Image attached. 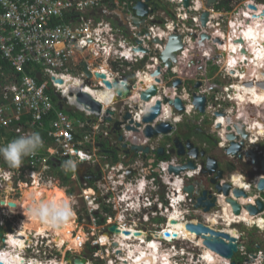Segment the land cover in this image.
Returning <instances> with one entry per match:
<instances>
[{
	"label": "built area",
	"instance_id": "2783aa9c",
	"mask_svg": "<svg viewBox=\"0 0 264 264\" xmlns=\"http://www.w3.org/2000/svg\"><path fill=\"white\" fill-rule=\"evenodd\" d=\"M153 1L157 11L149 18L148 27L135 22V17L143 15L134 13V0H0V128H4L6 134L2 143L6 146L32 133H38L42 139V146L22 158L19 167L13 168L6 161L4 166L0 157V193H5V204L8 202L5 207L0 205V228L6 232L5 251L10 248L11 237L19 239L25 245L19 255L23 260L26 257L28 264L37 263L38 259H44L46 264H58L57 260L73 264L74 254L69 257L68 253L72 254L75 249L81 251L79 255L86 259L85 264H147L144 255L149 256L153 264H201L206 248L199 236L187 230V225L200 222L209 225L210 217H218V224L210 227L225 231V224L236 231L235 238L243 245L237 250L239 261L236 264H264V249L258 245L244 249L245 235L238 229L240 217L234 216L231 210L230 216L237 223L229 225L224 219L226 215L219 214L222 208L214 206L208 212H204L203 207L195 208L196 199L201 195L197 191L198 184H193L191 193L184 191L190 184L188 178H210L201 173L206 167L191 155L182 159L175 154L157 162V152L164 150L159 143L165 135L146 138L143 131L147 124L135 126L156 102L161 103L160 115L149 125L177 123L179 117L170 121L167 101L173 97L187 103L191 109L192 92L188 93L191 89L206 97V108L215 126L219 122L223 125L228 119L242 120L244 115L248 134L247 140L241 138L244 144L238 154L243 155L242 162L249 170L238 176L248 182L247 193L253 192L245 202L257 207L256 203L261 201L264 205V189H257L264 175L245 154L250 151L264 160V133L259 129L254 132L246 124L258 111L244 109L242 103H237L240 91L235 82H243V79H233L238 72L232 74L230 65L223 70V61L226 62L228 56L222 53L226 52L223 39L234 40V37L229 38V32L239 36L248 21L264 19V0H215L207 10L210 15L205 28L200 23V15L206 10V0H189L187 8L183 6L184 0ZM250 5L255 9L249 8ZM191 13L195 15L188 20ZM170 34L180 36L183 48L177 53L178 63L172 62L167 68L160 54ZM202 35L209 36L204 40L205 46H200ZM157 37L161 43L154 41ZM128 57L136 58L125 63ZM138 60L151 64L143 65ZM137 67L140 68L134 71ZM84 68L91 73L90 77ZM96 73L104 74L105 79L97 78ZM59 79L62 83L57 82ZM104 80L111 84L124 82L131 87V95L121 99L113 88L105 86ZM176 80L180 86L188 82L182 95L178 94L179 87L174 86ZM70 81H78L82 88ZM198 84L199 87H195ZM152 85L157 87V94L150 102L141 101L139 92ZM103 90L111 91L106 104L91 95ZM81 93L90 94L100 103L101 112L79 102L77 96ZM127 113L130 119L124 120ZM130 121L134 131L125 130ZM252 121L259 126L256 119ZM115 126L121 128L118 134L113 133ZM232 131L235 132L233 127ZM119 135L123 136V142L117 141ZM96 143H107V146L96 147ZM124 144L126 149L132 144L147 146L148 154L140 151L128 159ZM229 145L222 147L224 153ZM170 148L171 145H167L163 154L171 156ZM228 156L233 160L237 158ZM189 161L195 169L177 175L169 173L170 167H181ZM80 165L86 167L87 175H100V179L81 180L77 172ZM59 171L68 175L63 184ZM251 174L259 175L245 180ZM221 183L224 185L223 181ZM51 186L64 191L69 201L74 216L71 236L76 240L72 248L67 244L57 246L52 231L40 234L39 228H30L24 236L17 231L18 222L23 223L24 216L12 212L15 207L9 203L19 201L25 191L34 187ZM210 190L219 204L223 195ZM40 198L38 202L42 201ZM243 202L239 201L242 206ZM174 214L178 221H173L184 229L171 232L168 220ZM55 215L49 216L51 222ZM262 216L264 210L254 217ZM15 221H18V229L12 232ZM246 224L248 228L252 226L249 222ZM111 226L118 232H111ZM84 249H87L85 254ZM128 250L134 251L132 257L127 255ZM223 260L222 264H231Z\"/></svg>",
	"mask_w": 264,
	"mask_h": 264
},
{
	"label": "water",
	"instance_id": "95a60500",
	"mask_svg": "<svg viewBox=\"0 0 264 264\" xmlns=\"http://www.w3.org/2000/svg\"><path fill=\"white\" fill-rule=\"evenodd\" d=\"M206 7L207 9L212 8L213 3H215V0H206ZM184 7H188L189 5V1L188 0H184L183 3ZM142 4H138L136 6V13L138 15H142ZM249 8L251 9H255L254 6L250 5ZM263 16H264V12H263ZM208 17H209V13L208 12H203L201 14V25L203 28L206 27V23L208 22ZM137 22V20L135 21ZM209 38V36L207 35H202L201 37V44H204V39ZM241 42V40H240ZM182 45H181V41L180 38L178 36H172L169 38L168 43L166 45V47H164V52L160 55V59L162 60V62L165 64V66L167 68H169L170 64L173 63H178V57H177V52H179V50H181ZM84 72L85 74L90 77L91 73L87 71L86 68H84ZM97 78L99 79H105V75L104 74H95ZM38 78L39 75H38ZM58 83H62V80H57ZM104 84L107 88L111 89L113 88L114 91L116 92V94L118 95V97H120L121 99L127 98L131 95V87L127 86L124 82L123 83H118V81H114L113 84H111L110 82L104 80ZM180 85L179 81H175L174 82V86L178 87ZM195 87H199V84L196 85ZM157 94V87L155 85H152L150 89H147L144 92H139V99L143 102H150L151 98L153 96H155ZM77 100L81 103L87 104L88 106H90L91 110H95L97 112H101L102 109V105L98 102H96L94 99H92V97L90 96V94L88 93H81L77 96ZM168 103L170 105H172L177 111H182L183 110V106L180 102L179 99H175L173 97L168 99ZM193 105L195 106V108L201 113L204 114L205 113V97L203 96H198L196 93H193ZM160 110H161V103L160 102H156L155 106L152 107L150 109V111L141 117V122L143 124H147V126L145 127L144 131H143V135L146 138H153L154 136H159L160 134L162 135H166L168 133H171V131H173V128L167 124V123H161L158 124L154 127H152L151 124L156 118H158V116L160 115ZM130 119V115L127 113L124 116V120ZM131 121L128 123V125L125 126V130L127 131H134L135 128L130 126ZM228 123H232L234 125V127L236 128L237 134L241 135L242 138H246L247 135L244 132L243 129V124L241 123H234L233 121H228ZM139 123H136L135 126L139 127ZM115 130L116 131H120L121 128L118 129L117 126H115ZM228 141L230 142V147L228 149H226V154L228 155H233V156H237L238 159H242V154L240 153L238 155V153L241 150L243 141H240L239 137H237L234 134H229L227 136ZM120 140H122V136H120ZM236 141H240L239 143H236ZM173 145H174V151L176 149V154L179 156L184 155L185 153V149L188 150V155H194V157L198 156V148L195 147L194 143H192L190 140H187L185 143H183L179 138H175L173 140ZM101 146V145H100ZM126 145L124 144L122 147L123 149H125V153H128V157L131 158L136 152H142L144 155L148 154L149 151V147L145 146H141V145H136V144H132L130 149H126L125 147ZM163 154V149H160L157 152V155L161 156ZM247 157H249L251 159V162L253 165H258L260 167V170L262 173H264V160H259L257 158V156H255L252 152H246L245 153ZM201 156H205V152L201 151ZM206 168H203L201 173L204 174L205 176H212V178L210 179V183L212 185H214V189L218 192V193H222L226 198L225 202L228 203L233 211V214L238 215L241 212V206L237 203V201H234L231 199L230 197V190H233V187H231L229 184H224L222 186L219 185L218 183V179H222L223 177V172L221 170L218 169V165H217V161L214 158L211 157H206ZM188 169H195V165L193 164V162H187L185 165L181 166V167H177V168H173L170 167L169 168V173H174L175 175H177L178 173H180L181 171L184 170H188ZM80 177L82 178H86V179H91L93 178L94 181H97L100 179V175L94 177L92 175H82L81 173ZM215 174V177H213ZM203 188V187H202ZM194 189L193 185H189L185 187V191L191 193ZM257 189L259 191H262L264 189V179H261ZM235 195H236V199H240L241 197L246 199L247 198V194L244 191L236 190L234 191ZM216 198L211 197V193L209 191H207L206 188L202 189L201 195L196 199V203L194 205L195 208L197 207H203L204 208V212H208L212 207L214 208L215 204H216ZM5 204L4 201H0V205L3 206ZM257 208L255 206L252 205H248L245 206V209L248 211V213L250 215H256L259 212L262 211L263 209V205L261 204L260 201H258L256 203ZM9 206L11 207H15V203H9ZM187 230H190L191 232H194L197 236L201 237L203 239V246L206 247L207 249L213 251L214 253L220 255L221 257L227 259V260H232L235 253H237V249L238 247L241 246L240 243H238L237 239L233 236H231L228 233L222 232V231H217L214 229H211L209 226H206L204 224L198 223V224H188L187 225ZM110 231L111 232H118V230L116 229L115 226H111L110 227ZM2 236V234L0 233V237ZM167 236V235H166ZM74 264H84L86 261L85 259H82L81 257L76 256L74 259ZM0 264H2L0 262ZM231 264H235V262H231Z\"/></svg>",
	"mask_w": 264,
	"mask_h": 264
},
{
	"label": "bare ground",
	"instance_id": "6f19581e",
	"mask_svg": "<svg viewBox=\"0 0 264 264\" xmlns=\"http://www.w3.org/2000/svg\"><path fill=\"white\" fill-rule=\"evenodd\" d=\"M257 19H259V17H257ZM263 20L264 19L262 18L261 20L250 22V23L248 21L247 26H244L243 29L240 30L239 36H237V33H232V31L229 32V38L234 37V40L232 42H228L226 37L222 41V43H225V46L223 47V49H225L226 51L222 53L224 56H228V60H226V62L223 61V66H224L223 70L228 65H231L233 68L232 71L238 72L237 76H241L243 81H245V82H239V83L235 82V86L240 91L237 97L238 103L239 102L246 103V101H248V104L253 103L256 106L264 105V90L255 89L256 85L253 87H249L247 85L248 84L247 82H253V81L257 83H264V24H262ZM225 29L228 30L229 27L228 28L226 27ZM135 58L136 57H132V58L128 57L127 59H124V62L125 63L132 62L135 60ZM138 61L143 65L151 64V63H148L142 60H138ZM239 67H241V70H242L240 71V73H239ZM248 74H252L253 80H249L246 82V78L248 77V76L246 77V75ZM258 74L262 76L263 80H261V78H258L257 76ZM148 79L149 81L153 83V80L151 78L148 77ZM241 83L244 84V86L246 85L247 86L244 87L241 85ZM70 84H73L76 87L82 88L81 84L78 81H75L74 83L70 81ZM244 93L247 98H242ZM91 95L99 102L101 103L104 102L106 104L107 98L111 97V91L103 90V91H99L96 93L91 92ZM167 108L168 107H166V110ZM250 123H253L252 119H250ZM192 178L193 177H190L188 179H192ZM177 185L179 186V184ZM236 190H239V189H234L233 187V190L231 191V194L234 195L235 197L236 195L234 191ZM241 191H244V190H241ZM60 193H62L63 197L65 198L64 191L54 186H51L50 188L34 187L31 190H27L23 193L22 199L19 202L23 203L25 200H28V199H29L28 201L30 202L26 203V205L19 204L16 202L17 206L15 204V209H11L12 212L16 211L18 214H21V215L23 214L25 216V222L23 223L22 226H20V228H22L21 231L24 232V233H21V235H25V231L30 230V228L34 227L35 229L39 228L40 234H43L46 231H52L51 233L55 235V242L57 246H62L64 244L69 245V241H72L73 243H75L76 240H74L71 236L72 231L68 233L70 231V228L74 229V226L72 224L74 216L70 212V206H69L68 199L66 198L63 199L60 196ZM39 196H41L40 198V200H42L41 202H38ZM231 199L235 201V198L231 197ZM219 204L222 206V209H223L220 211L219 214L221 213L227 214V216H225L224 219H226L228 223L231 225L232 217L230 216V213H231L230 205L225 203V201H220ZM248 204L250 203L248 202L245 205H248ZM23 205L25 206L23 207ZM21 206L24 208L26 212L23 210V208H21ZM38 211L43 212L44 215L43 216L37 215ZM69 212L70 214H67ZM52 213H56V215L54 216L53 222H51L52 219H49V216H51ZM45 214H48V215L46 216ZM238 217L242 219V220H239L240 223L254 220V219H250L249 214L247 212L241 214ZM174 219L178 221L176 214H174L168 220V225H169L168 227L170 231L173 232V231H179L180 229H184L183 225H181L179 222L175 224V222L173 221ZM217 220H218V217L216 218L210 217L208 223H211L209 225L213 226V225L218 224ZM257 224L259 228L264 227L263 222L261 221H258ZM226 228H227L225 230L226 233L230 234L231 236L236 237L237 235L236 231L232 230L231 227H226ZM66 233L69 234L71 238L70 240H69V237L66 236ZM186 236H190V233H186ZM191 240H193V237L191 238ZM10 243L12 244L11 248H13V250L11 251V249H9L8 251L0 253V262L2 264H24L22 262L23 258L19 256L20 254L19 247L21 246V243H18L17 239L14 240L12 238L10 240ZM133 253L134 251H129V250L127 251V255L129 257H132ZM143 257H144L143 260L145 261V263L153 264L149 256L144 255ZM213 258L215 257L208 250L204 251V259H206V262H205L206 264H209V261L211 259H212V262L215 264V260H213ZM225 261L227 262V260ZM222 262H224L223 259L217 263L221 264ZM140 263L141 262L137 264H140ZM30 264H34V263H30Z\"/></svg>",
	"mask_w": 264,
	"mask_h": 264
},
{
	"label": "clouds",
	"instance_id": "9594fccd",
	"mask_svg": "<svg viewBox=\"0 0 264 264\" xmlns=\"http://www.w3.org/2000/svg\"><path fill=\"white\" fill-rule=\"evenodd\" d=\"M189 1V0H188ZM262 2H263V0H261ZM183 3H184V1H183ZM184 6V5H183ZM187 8V7H186ZM211 9V8H210ZM188 12V11H187ZM200 18H201V16H200ZM208 20H209V18H208ZM161 22H163V20H160ZM200 23H201V21H200ZM207 24V23H206ZM172 36H178V35H174V34H170L169 36H168V38H167V42H166V44H165V40H164V44H165V47H166V45H167V43H168V40H169V38L170 37H172ZM155 42H159V43H161V41H160V39L157 37L155 40H154ZM163 41V40H162ZM182 42V41H181ZM200 46H205L204 44H201L200 43ZM164 50V49H163ZM165 51V50H164ZM163 51V52H164ZM180 51V50H179ZM162 52V53H163ZM178 53V52H177ZM161 55V54H160ZM177 55V54H176ZM230 67V70H231V73L232 74H234V72L235 71H232V66L230 65L229 66ZM248 75H250V76H248L250 79L249 80H253L252 79V74H248ZM233 78V77H232ZM233 79H236L237 81L238 80H241L242 79V77H240V76H237L236 75V77L235 78H233ZM248 80V81H249ZM242 82V81H241ZM243 82H245V81H243ZM246 82H247V80H246ZM248 83V84H247ZM246 84L249 86V87H253V86H255L256 85V88L255 89H261V90H264V83H257V82H255V81H253V82H247ZM246 85V86H247ZM245 86V87H246ZM192 92V106H193V108H189L190 106L187 104V103H185V102H181V104H182V106H183V110L182 111H177L172 105H170V109H169V111L167 112L168 113V115L171 117V120H172V118H174V117H179L180 118V120H181V117H180V115H179V113H183L184 114V116H183V119L185 118V117H194V116H196V115H198V116H202V117H204L205 118V120L206 121H211V125H210V127L209 128H207V129H209V132L211 133V135L212 136H214V138H215V140H216V146H217V148L219 149V150H221L223 153H224V151L222 150L223 148V146L226 144V143H230L229 141H228V139H227V136L229 135V134H234V135H236L237 137H239V139H240V141H243V140H241V135H239V134H237V131H236V128L234 127V125L231 123H228V121H233L234 123H241V124H243V129H244V132H245V134L247 135L248 133H247V131L245 130V123L243 122V121H246V119H245V117H244V115H243V113H242V115H243V118L244 119H242V120H239V121H234L233 119H228V120H226V123H224L223 125L222 124H220V122L215 126L214 125V123H213V118L211 117L210 118V114H209V112L207 111V108H206V106H207V99H206V97L205 96H203V97H205V113L204 114H201L196 108H195V106L193 105V93H196L197 94V92H195L194 90H189L188 91V93H191ZM198 96H201V95H199V94H197ZM93 99V98H92ZM240 103H242L241 105L243 106V108L244 109H247V108H250V109H252V110H255V111H257L256 109L260 106V105H258V106H256L255 104H253V103H251V104H248V103H243V102H240ZM189 106V107H188ZM188 107V108H187ZM176 112V114H177V116H175V114H174V111ZM188 111V112H187ZM131 116V115H130ZM136 119H137V117H136ZM252 119H256V121L257 122H259V126H257V125H255V124H253V123H246L247 125H249V126H251L252 128H253V131L255 132L256 130H258L259 129V131L261 132V133H264L263 131H264V116H260L259 115V112H258V114L256 115V114H254V117H252ZM247 122V121H246ZM250 122V121H249ZM136 123H139V124H142V122L141 121H138L137 120V122ZM203 123V122H202ZM206 123V122H205ZM222 123V122H221ZM176 124H179V121L176 123ZM119 125V124H118ZM118 127V126H117ZM232 127L234 128V130H235V132H233L232 131ZM258 127V128H257ZM118 129H119V127H118ZM116 133V130H115V127H114V131H113V133ZM119 133V131H117V134ZM218 133H220V134H222V137L220 136V135H218ZM120 136H122V135H119V136H117V141H120V142H123L124 141V139H123V136H122V140H120ZM145 137V136H144ZM154 138H156V136H154ZM153 138V139H154ZM242 139H244V138H242ZM244 140H247V137L244 139ZM239 141V142H240ZM100 144H102V143H100ZM100 144H97L96 143V147L98 146V145H100ZM104 144V146H107V143H103ZM103 144H102V147H103ZM219 144H223V146H221V145H219ZM243 144H244V142H243ZM242 144V145H243ZM40 146H42V139H41V137H40V135L38 134V133H32V134H30V135H22V136H20V137H18L17 139H14L13 141H11V142H9L6 146H4V147H0V156H2L4 159H5V161L6 162H8L9 163V165L11 166V167H13V168H16V167H19L20 166V164H21V162H22V158L23 157H25V156H28V155H31V154H34V152H35V150L38 148V147H40ZM230 146V145H229ZM228 149V148H227ZM242 149V148H241ZM105 150V153H107L108 151V149H104ZM241 151V150H240ZM239 155V154H238ZM255 155V154H254ZM256 156V155H255ZM258 158V157H257ZM128 159H130L129 157H128ZM242 159H243V155H242ZM242 159H238V157L236 158V160H242ZM259 159V158H258ZM251 164H252V162H251ZM155 165H156V163H155ZM74 166V165H73ZM254 166H259V164L258 165H254ZM248 167V166H247ZM85 166L84 165H80L79 166V168H77V172H78V174L79 173H81L82 175H84V176H86L88 173H85L84 172V170H85ZM260 168V167H259ZM188 170H190V169H188ZM249 170V169H248ZM247 173V172H246ZM260 173H261V175H264V173H262L261 172V170H260ZM248 175V174H247ZM257 175H259V174H257ZM257 175H253V174H251L250 175V177L249 176H247V179L248 180H250L249 178H253L254 176H257ZM79 176H80V174H79ZM196 177L197 176H195V179H191V180H189L190 181V184L189 185H193V184H195L196 186H197V184H198V186H197V191H199L200 192V194H201V192H202V189L203 188H206L207 189V191H211L210 189H212L215 193H217V194H222V193H218L215 189H214V185H212V187L211 186H209L208 185V187H204V186H202L200 183L202 182V181H204L205 179H201V181L198 183V182H195L196 181ZM81 178V177H80ZM86 179V178H85ZM84 178H82L81 180H85ZM218 183H219V185L220 186H222L221 184V181H218ZM245 183V185L248 183V182H244ZM62 184H63V182H62ZM60 185V184H59ZM61 186V185H60ZM194 186V185H193ZM62 187V186H61ZM186 187V186H185ZM185 187L183 188L184 189V191H185ZM203 187V188H202ZM232 187V186H231ZM231 191L232 190H230V194H231ZM245 192V191H244ZM211 193V192H210ZM246 193V192H245ZM247 194V198L246 199H244V200H247L248 199V197L249 196H252L253 195V192H248V193H246ZM223 195V194H222ZM211 197H213L212 195H211ZM223 197L225 198V199H220V201H225L226 200V198L227 197H225L224 195H223ZM230 197H231V195H230ZM263 197V199H264V195L262 196ZM216 198V197H215ZM242 198V197H241ZM240 198V199H241ZM216 200H217V198H216ZM0 201H4L5 202V200H0ZM261 202V201H260ZM226 203V202H225ZM237 203L240 205V206H242L241 205V203H239V201H237ZM228 204V203H227ZM261 204L263 205V203L261 202ZM248 205H251V204H248ZM248 205H243L241 208H243V210L244 211H246L247 213H248V211L245 209V206H248ZM5 206V204L3 205V207ZM215 207H217V208H222V206L220 205V204H218L217 203V201H216V204H215ZM231 207V206H230ZM257 208V207H256ZM135 209H136V207H135ZM223 210V209H222ZM231 210H232V208H231ZM262 210H264V205H263V209ZM67 214H70V212L69 213H67ZM232 214H233V211H232ZM241 214H243V212H240V214H238V215H236V216H240ZM249 214V213H248ZM37 215H41V216H43L44 215V213L43 212H40V211H38L37 212ZM226 216H227V214H225ZM233 215H235V214H233ZM254 216H258V214H256V215H250L249 214V217H250V219H254V220H252V221H246V222H243V223H241L240 225H241V227H245L246 229H249V231H251V230H255V231H258L259 233H261V234H264V231H261L262 229H264V227L263 228H259V226H258V224H257V222L258 221H261V218L263 219L261 222H263V226H264V217L262 216V217H254ZM256 220V221H255ZM18 222V221H17ZM225 222V221H224ZM250 223V225H252L250 228H248L249 226L246 224V223ZM201 223V222H200ZM237 222H234V220L232 221V224L231 225H233V224H236ZM240 223V222H239ZM253 223V224H252ZM18 224H19V222H18ZM201 224H204V223H201ZM204 225H206V226H209V225H207V224H204ZM230 225V224H229ZM214 226V225H213ZM212 226V227H213ZM224 227H226L227 225H223ZM210 227V226H209ZM212 227H210L211 229H214V230H217V231H221V230H218V229H216V228H212ZM222 232H225V231H222ZM0 233L2 234V236L0 237V253H2V252H4L5 251V247H6V243H5V234H6V232H5V230H1V228H0ZM226 233V232H225ZM125 234H127V232H125ZM234 237V236H233ZM201 238V237H200ZM202 239V238H201ZM203 240V239H202ZM242 245V244H241ZM243 246V245H242ZM241 247V246H240ZM249 247V246H248ZM206 248V247H205ZM239 248V247H238ZM206 250H208L215 258H213V260H215V264H218L217 262H219L220 260V258H222V259H225V258H223V257H221L220 255H218V254H216V253H214L213 251H211V250H209V249H207L206 248ZM238 250V249H237ZM81 251L79 250V249H75L73 252H72V254L71 253H68V256L69 257H71V256H73V254H74V257H73V261H74V259H75V257L76 256H78V257H81L82 259H85V258H83L82 256H80L79 255V253H80ZM215 254V255H214ZM236 254V253H235ZM237 255H238V252H237ZM220 258H219V257ZM235 256V255H234ZM219 258V259H218ZM234 258V257H233ZM225 260H227V259H225ZM41 261V263L40 264H44V263H46V261L44 260L43 261V259H38V261H37V263H35V262H33V261H31V262H33L34 264H38V262H40ZM85 261H86V259H85ZM228 261H230V262H236V261H234V259H232V260H228ZM22 262L24 263V264H28L27 263V258L25 257V259L23 260L22 259ZM206 262V259L205 260H202V262H201V264H206L205 263ZM60 263H62V262H60ZM86 263V262H85ZM84 263V264H85ZM211 263H213V262H211ZM58 264H59V262H58ZM63 264V263H62ZM73 264H74V262H73ZM214 264V263H213ZM222 264V263H221ZM236 264V263H235Z\"/></svg>",
	"mask_w": 264,
	"mask_h": 264
},
{
	"label": "flooded vegetation",
	"instance_id": "af4514ba",
	"mask_svg": "<svg viewBox=\"0 0 264 264\" xmlns=\"http://www.w3.org/2000/svg\"><path fill=\"white\" fill-rule=\"evenodd\" d=\"M134 2H136V5H135V8H134V13L136 14V6L138 5V4H142V17L141 18H137V17H135L134 19H136L138 22H140L141 24H146L148 27L150 26V23H151V21H150V17L154 14V13H156V6H157V4H156V2H154L153 0H134ZM206 10H203L202 12H201V14L203 13V12H208L209 13V11H207V10H209V9H207V7H206V4H205V7H204ZM195 15V13H191V15H188V20H191V16H194ZM209 15H210V13H209ZM201 16V15H200ZM209 18V17H208ZM179 38H180V36H178ZM180 41H182L181 40V38H180ZM181 45H182V48H183V44H182V42H181ZM182 48H181V50H182ZM180 52V51H179ZM140 67H137V68H135L134 69V71H136V70H138ZM138 73V72H137ZM188 82H186L185 84H183V85H179L178 87H179V90H178V94L179 95H182V93H183V89H184V87H186V88H188L187 86H186V84H187ZM181 84V83H180ZM177 87V88H178ZM167 103H168V101H167ZM174 111V110H173ZM174 114H175V116L177 115L176 114V112L174 111ZM179 115H180V117H181V120L179 119V124H171V123H169V122H161L162 124L163 123H167V124H169L172 128H173V131H171V133H168V134H166L164 137H163V142H161V143H159V146H160V148H164V150L166 149V146L167 145H171V148H170V155L171 156H166V153H164V154H162L161 156H156V158L155 159H157V162L158 161H160V160H163V159H169V158H171V157H174L175 156V154H176V149H175V151H174V145L172 144V142H173V140L175 139V138H179L183 143H185L187 140H190L192 143H194V145H195V147H197L198 148V156L196 157L200 162L199 163H202L204 166L206 165V157H211V158H214L216 161H217V165H218V169L219 170H221L222 172H223V177H222V179H218V181H223V183L224 184H229L230 186H232V180L231 179H233V176L234 175H237L238 176V174H241V173H244L243 171H242V169L240 168V167H238L237 166V164L236 163H231L232 161L231 160H233L232 158H230L226 153H223L224 154V156L226 157V158H228L231 162H225V161H223L222 159H220V157H217V156H215L213 153H212V150L214 149V148H217V146H216V140H215V138L213 137V139L211 138V140H212V142H210V144H209V140L210 139H208L206 136L208 135V134H211L210 132H209V129H207L205 126H204V124H205V122H206V120H205V118L204 117H202V116H198V117H196V116H194V117H185L184 119H183V116H184V114L183 113H179ZM116 121V120H115ZM171 122H172V120H170ZM203 122V123H202ZM161 123H159V124H161ZM156 125H158V124H156ZM155 125V126H156ZM152 126V125H151ZM177 126V127H176ZM153 127V126H152ZM163 150V151H164ZM185 151V153H184V155H182V157L181 156H179V158H182V159H184L185 157H187V155H188V150L187 149H185L184 150ZM201 151H204L205 152V156H201ZM177 156V155H176ZM194 157V156H193ZM233 164V165H235L237 168L235 169H230V166ZM157 166V165H156ZM234 166V167H235ZM214 176L213 177H215V174H213ZM212 178V176L210 177V179ZM243 180V179H242ZM245 180H247V178L245 179ZM198 181V179L195 181V182H197ZM202 186H206L205 185V182L204 181H202L201 183H200ZM207 187V186H206ZM62 198L63 199H65L64 197H63V195H62ZM25 202H28V201H26L25 200ZM6 203H8V202H6ZM18 203V202H17ZM15 204H16V202H15ZM22 204H24V202L22 203ZM5 206H7L6 204H5ZM16 206H17V204H16ZM21 208H23L22 206H21ZM23 210H24V208H23ZM25 211V210H24ZM26 212V211H25ZM23 215V214H22ZM24 216V215H23ZM24 221H23V223L25 222V216H24ZM23 223H19V226H22L23 225ZM21 224V225H20ZM21 229L22 228H20L19 230H17L18 232H20V233H24V232H22L21 231ZM71 231H73V229L72 228H70V231L68 232V233H70ZM68 233H66V236H68L69 237V240L71 239L70 238V236H69V234ZM25 235H27V233H26V231H25ZM24 236V235H23ZM12 238V237H11ZM11 238H10V240H11ZM12 239H14V240H16L17 238H12ZM10 240H9V245H10V248H11V246H12V244L10 243ZM18 240V243H21V246L19 247V245H18V247H19V252H20V254L23 252V250H24V243L22 242V241H19V239H17ZM70 242V241H69ZM9 248V249H10ZM21 249V250H20ZM31 263H33V262H31ZM59 264H62V263H59Z\"/></svg>",
	"mask_w": 264,
	"mask_h": 264
},
{
	"label": "rangeland",
	"instance_id": "374dc122",
	"mask_svg": "<svg viewBox=\"0 0 264 264\" xmlns=\"http://www.w3.org/2000/svg\"><path fill=\"white\" fill-rule=\"evenodd\" d=\"M253 72H255V71H253ZM258 76V78H261V80H263V78H262V76H260L259 74L257 75ZM260 80V81H261ZM257 110H258V112H259V115L260 116H264V105H260V107H258L257 108ZM262 114V115H261ZM196 117H198V115H196ZM81 118V117H80ZM210 125H211V121H206V123L204 124V126L206 127V128H209L210 127ZM212 153L215 155V156H217V157H220V159H222L223 161H225V162H231V163H236L237 164V166L238 167H240L241 169H242V171L244 172V173H246V172H248V167L242 162V160H229L228 158H226L225 156H224V154L222 153V151L221 150H219L218 148H214L213 150H212ZM191 180V179H190ZM198 181H201V180H198ZM233 181H234V183H232V185H233V187H234V189H240V190H244L246 193H247V185H245V183L243 182V180L242 179H240V177L239 176H236V175H234L233 176ZM204 182H205V185L208 187V185L209 186H211L212 187V184L210 183V178H205V180H204ZM240 183L244 186V189H242V188H240L239 187V185H240ZM59 189V188H58ZM60 196L62 197V193H60ZM21 199H22V197H21ZM21 199H18L19 201H21ZM0 200H5V193H0ZM29 200V199H28ZM28 200H26V201H28ZM19 201H17L19 204H22L21 202H19ZM240 201H245L243 198L240 200ZM30 201H28V202H25L24 201V204L26 205V203H29ZM25 205H23V207L25 206ZM232 221H233V219H232ZM16 224H17V221H15L13 224H12V232L14 231V230H17L18 229V227L16 226ZM34 228V227H33ZM263 228V227H262ZM240 231H242L243 233H244V235H245V237L243 238V241H244V243H245V250L247 251L248 250V248L249 247H253V246H255V245H258L261 249H264V234H261V233H259L258 231H255V230H251V231H249V229H246L245 227H239L238 228ZM68 245V244H67ZM75 245V243H73L72 241H70L69 242V247L70 248H72L73 246ZM249 246V247H248ZM78 247V246H77ZM12 251V250H11ZM5 252V251H4ZM85 253H87V249H84V254ZM4 255V254H3ZM20 256V255H19ZM21 257V256H20ZM234 261H239V256L238 255H235L234 256ZM43 261H44V259H43ZM59 263H60V261L59 260H57ZM226 262V261H225Z\"/></svg>",
	"mask_w": 264,
	"mask_h": 264
},
{
	"label": "trees",
	"instance_id": "16d2710c",
	"mask_svg": "<svg viewBox=\"0 0 264 264\" xmlns=\"http://www.w3.org/2000/svg\"><path fill=\"white\" fill-rule=\"evenodd\" d=\"M1 64H3V63L1 62ZM6 65H7V63H5V66H6ZM5 66H3V67H5ZM5 68H6V67H5ZM0 83H1V78H0ZM5 135H6V134H5V129L1 127V128H0V145H1V147H4V146H5V145H3V143H2V142H3V139L5 140V138H6ZM43 135H45V134H43ZM206 137H207L208 139H210V140H209V144H210V142H212L211 138L213 139L214 136H212L211 134H208ZM0 157L3 158L2 156H0ZM23 158H24V157H23ZM1 163L4 164V166H5V160H4V158L2 159ZM230 165H231V164H230ZM234 166H235V165L232 164V165L230 166V169H234V168L236 169V168H237L236 166H235V167H234ZM59 172H60V173H58L59 176L62 175V176H61V177H62V182L65 183V182L67 181V179H68V175H66L63 171H59ZM236 176H237V175H236ZM239 187L242 188V189H244V186H243L241 183H240ZM249 248H250V247H249ZM249 248H248V250H249Z\"/></svg>",
	"mask_w": 264,
	"mask_h": 264
},
{
	"label": "crops",
	"instance_id": "0c3cea01",
	"mask_svg": "<svg viewBox=\"0 0 264 264\" xmlns=\"http://www.w3.org/2000/svg\"><path fill=\"white\" fill-rule=\"evenodd\" d=\"M247 77V76H246ZM242 98H247L246 96H245V93L243 94V97ZM240 100V99H239ZM237 103H238V101H237ZM246 103H248V101H246ZM103 104H105L104 102H103ZM231 197H233V198H235V201H240L241 199H236V197L234 196V195H232L231 194ZM248 202H243V205H245V204H247ZM243 213H245V211H243ZM232 221V220H231ZM226 228V227H225ZM227 229V228H226ZM130 251V250H129ZM212 262V259L209 261V264H212L211 263Z\"/></svg>",
	"mask_w": 264,
	"mask_h": 264
}]
</instances>
